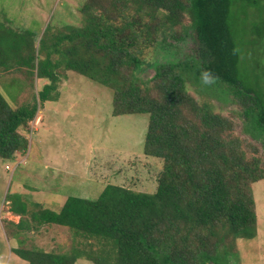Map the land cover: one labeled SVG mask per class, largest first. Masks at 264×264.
<instances>
[{"label":"trees","instance_id":"trees-1","mask_svg":"<svg viewBox=\"0 0 264 264\" xmlns=\"http://www.w3.org/2000/svg\"><path fill=\"white\" fill-rule=\"evenodd\" d=\"M232 2L88 0L80 10L81 26L67 25L63 32L50 25L38 48L30 35L0 26V70L26 67L48 80L39 101L56 98L61 68L113 88L114 116L149 114L144 153L164 161L155 193L108 185L97 199L70 197L60 212L33 213L39 224L68 227L98 240L97 251L84 254L74 248L61 254L14 248L15 256L29 264H75L82 257L94 264H230L234 243L256 236L249 185L264 179L258 162L246 159L237 139L222 136L230 130L229 120L209 114L205 106L200 129H193L182 113L187 101L195 104L186 90L188 72L199 82L201 74L202 86L220 81L247 99L243 114L252 124L251 134L264 132L262 100L242 90L237 77L238 55L229 25ZM186 13L199 45L196 57L148 64L144 54H136L139 36L128 28L143 31L145 47L157 45L158 32L169 29L174 37L173 28ZM146 63L154 75L142 89L140 74ZM204 70L212 81L204 82ZM38 109L37 103L13 109L0 92L1 159L11 160L25 149L27 141L19 131ZM11 200V212L21 217L28 213L20 195H11ZM25 226L21 218L13 237L20 239Z\"/></svg>","mask_w":264,"mask_h":264},{"label":"rangeland","instance_id":"rangeland-1","mask_svg":"<svg viewBox=\"0 0 264 264\" xmlns=\"http://www.w3.org/2000/svg\"><path fill=\"white\" fill-rule=\"evenodd\" d=\"M87 1L0 0V26L30 35L28 39L32 37L38 48L50 25L63 32L67 25L81 26L80 10ZM191 23L192 17L186 13L181 25L173 28L174 37L169 29L166 32L161 29L157 34L158 44L148 47L140 28H128L127 32L139 36L136 54H144L148 64L166 59L183 61L196 57L199 47L191 36ZM229 25L238 55L237 77L242 90L251 91L264 107V0L251 3L233 0ZM148 64L140 74L142 89L150 86L154 75ZM59 71L56 98L39 101L48 80L39 79L36 71L26 67L0 70V92L10 106L17 109L37 103L45 117V121H40L43 124L33 119L19 131L27 141L23 151L16 152L11 160L0 158V264H29L17 256L11 257L6 250L4 235L10 237L18 232L19 217L10 213L11 195H20L28 208L22 217L25 229L21 230L20 239L11 243L13 248L61 254L71 253L75 248L89 254L101 246L98 240L76 234L68 227L39 224L33 213L38 214L45 207L58 210L70 197L97 199L108 185L143 193H155L158 187L164 161L144 153L149 114L114 116L113 88L72 70ZM189 74L186 90L196 104L187 101L182 107L189 126L200 129L199 117L205 106L209 114L229 120L230 130L222 136L228 134L237 139L246 159L257 161L264 172V132L258 137L251 134L252 124L243 114L247 99L220 81L202 86L201 74L200 82L195 74ZM37 115L38 112L35 118ZM6 165L12 170L8 171ZM249 186L255 203L256 236L234 243L236 255L230 257V264H264V179ZM75 264L94 263L82 257Z\"/></svg>","mask_w":264,"mask_h":264},{"label":"crops","instance_id":"crops-1","mask_svg":"<svg viewBox=\"0 0 264 264\" xmlns=\"http://www.w3.org/2000/svg\"><path fill=\"white\" fill-rule=\"evenodd\" d=\"M47 82V81H46ZM60 97V96H59ZM45 117H43V114H42V111H41V108H39L38 109V115H37V117L36 118H34L35 119V123H36V120L38 121L37 123H41L40 121L42 120V121H45V119H44ZM41 124H43V123H41ZM19 153V152H18ZM19 163H22V160L21 161H18L17 162V164H19ZM6 166H9V165H6ZM39 166H41V164H39ZM5 169H6V167H5ZM7 170V169H6ZM12 169H11V167H10V169L8 170V171H11ZM24 191H28V188H25L24 189ZM16 194H22L21 192H18V193H16ZM24 194V193H23ZM22 201H23V199H21ZM23 202H25V201H23ZM26 203V202H25ZM45 207V206H44ZM63 207V206H62ZM62 207L61 208H59L58 210H55V209H50V210H52V211H55V212H60L61 211V209H62ZM45 209H47L46 207H45ZM49 209V208H48ZM10 213H11V211H10ZM13 213V212H12ZM15 214V213H14ZM15 215H17V217H19V221H18V223L20 222V220H21V216L20 215H18V214H15ZM18 223H16V224H18ZM52 225H56V224H52ZM59 226V225H58ZM17 231H18V229H17ZM5 233V232H4ZM4 237L6 238V250H9L10 251V254H11V257L12 256H15V254L13 253V247L11 246V243L12 242H14L15 240H16V238L15 237H13V236H10V237H6V235H4ZM8 239H10V241H8ZM16 257V256H15Z\"/></svg>","mask_w":264,"mask_h":264},{"label":"clouds","instance_id":"clouds-1","mask_svg":"<svg viewBox=\"0 0 264 264\" xmlns=\"http://www.w3.org/2000/svg\"><path fill=\"white\" fill-rule=\"evenodd\" d=\"M210 80H211L210 75L206 73V74L204 75V82H205V83H208V82H210Z\"/></svg>","mask_w":264,"mask_h":264},{"label":"built area","instance_id":"built-area-1","mask_svg":"<svg viewBox=\"0 0 264 264\" xmlns=\"http://www.w3.org/2000/svg\"><path fill=\"white\" fill-rule=\"evenodd\" d=\"M7 169H10V167L8 166Z\"/></svg>","mask_w":264,"mask_h":264},{"label":"water","instance_id":"water-1","mask_svg":"<svg viewBox=\"0 0 264 264\" xmlns=\"http://www.w3.org/2000/svg\"><path fill=\"white\" fill-rule=\"evenodd\" d=\"M211 264H213V263H211Z\"/></svg>","mask_w":264,"mask_h":264}]
</instances>
